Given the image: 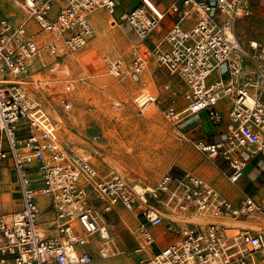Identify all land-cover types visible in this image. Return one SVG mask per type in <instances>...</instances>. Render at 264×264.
Returning a JSON list of instances; mask_svg holds the SVG:
<instances>
[{
    "label": "built area",
    "instance_id": "1",
    "mask_svg": "<svg viewBox=\"0 0 264 264\" xmlns=\"http://www.w3.org/2000/svg\"><path fill=\"white\" fill-rule=\"evenodd\" d=\"M127 1L0 0V161L13 163L22 194L20 208L0 221V264H93L129 254L139 257L137 264H264V227L235 223L264 217V204L252 195L237 203L188 170L168 171L155 183L101 172L87 152L61 147L54 119L27 93L25 82L44 83L32 77L33 58L44 41L40 34H50L52 70L69 76L60 59L87 44L94 32L91 16L104 9L127 22L148 46L150 58L185 83L187 104L180 109L169 104L168 118L177 121L206 110L210 120L224 125L218 138L194 143L208 159L222 161L223 174L238 183L248 163L264 156V100L249 84L264 75L245 73L248 61L264 68V40L251 39L246 48L238 35V27L257 13L253 3ZM144 58L138 56L135 73L143 71ZM115 65L113 73L120 75V61ZM163 90L176 95L170 84ZM159 95L141 92L135 101L143 108ZM223 101L226 115L219 108ZM118 203L138 221L139 242L130 250L112 229L121 221L113 214ZM186 214L205 220L181 222ZM166 233L174 238L156 250L158 237Z\"/></svg>",
    "mask_w": 264,
    "mask_h": 264
},
{
    "label": "rangeland",
    "instance_id": "2",
    "mask_svg": "<svg viewBox=\"0 0 264 264\" xmlns=\"http://www.w3.org/2000/svg\"><path fill=\"white\" fill-rule=\"evenodd\" d=\"M12 4L13 2H9L8 5L11 7ZM254 9L256 10L255 6ZM54 12L55 9L51 14ZM98 16H104L105 26L101 22L95 25L93 20L94 32L88 44L77 51L67 52L60 59L68 69L69 76L52 70L56 57L50 55L47 48L50 37L46 39L45 32L40 34L44 41L39 57L33 58L32 77H41L44 83L27 84V93L35 96L54 119L61 147L67 151L87 152L101 172L115 170L129 180L144 183H155L168 171L188 170L198 173L208 159L194 141L185 135L184 127L190 118L182 115L177 121H173L164 113V109L172 103L179 109L186 106V85L182 78L178 74H171L153 59L148 64L152 67L154 63V70L149 72L145 63L139 74L142 77L140 81H135V77H128L125 70L135 71L134 63L139 55L150 56L148 49L144 47L146 43L140 39L134 40L137 35L120 18L114 16L115 21L112 20V16L105 10H100L95 18ZM132 32L134 36L130 34ZM238 35L246 48L251 39L260 37L264 40V15L256 13L251 22L240 25ZM117 60H121L120 75L112 71L114 61ZM253 66V62L248 61L245 68L250 70ZM254 70L248 74L253 76ZM67 77L72 79L67 80ZM165 84H170V90L176 91V95L164 91ZM141 92H156L160 94L159 99L148 107L141 108L135 101V97ZM113 102H120L121 107H112ZM66 103L70 107H66ZM152 109L154 111L150 113ZM208 116L207 111L197 114L193 118L197 121L193 124L204 121ZM204 131L214 133L209 125L204 127ZM249 163L250 167L255 166L256 171L261 173V181L258 183L261 197L256 198L264 203V156ZM223 166L219 167L221 173L218 167L212 168L218 174V179L223 174ZM257 172H252L251 177H255ZM223 176L226 177L224 174ZM241 186L247 187V181ZM39 200L45 203L46 198L40 197ZM21 203L22 194L16 169L10 160H1L0 221L9 220ZM120 212L128 218L132 217L127 210L121 209ZM120 212L114 215L120 217ZM262 219L259 225L264 227V217ZM129 225L133 227L132 222ZM135 228L136 225L134 230ZM112 229L117 236L120 233L125 248L130 250L138 243V237L130 233L128 224L123 220L116 222ZM163 238L170 237L167 234ZM119 241L121 242L120 238ZM138 260V256L129 254L95 261L93 264H137Z\"/></svg>",
    "mask_w": 264,
    "mask_h": 264
},
{
    "label": "crops",
    "instance_id": "3",
    "mask_svg": "<svg viewBox=\"0 0 264 264\" xmlns=\"http://www.w3.org/2000/svg\"><path fill=\"white\" fill-rule=\"evenodd\" d=\"M251 1H252V3L253 2L255 3V4L254 3L253 4L256 8V12L261 14V15H264V6L262 5V4H264V0H251ZM97 13L93 14V16L91 17L92 24H93L94 17L96 16ZM93 27H94V25H93ZM37 56L39 57V54ZM154 68H155L154 64L152 65V67L148 64L147 69L149 70V72H152V70H154ZM135 79H136V77H135ZM219 108L222 110V112L225 115L227 114V106H226L225 101H223L220 104ZM153 111H154V109H152L150 111V113H152ZM202 112H206V110H203L200 113H202ZM194 117H190V119L186 122L185 127H184L185 135H187L188 139H190L191 141H194L197 139L213 140V139H216L219 137V132L224 127V125H221V126L216 125L212 120H210L209 116L204 121L193 124L195 121H197L196 118L193 120ZM207 125H209L210 129H212L214 131L213 134H210V132L204 131V127ZM250 164L251 163H249V165H247V167H246L244 177L238 183H233V184L230 183L231 181L229 182L228 181L229 179L226 178L225 176H223V174H222L221 178L218 179V177H217L218 174L214 173V170L212 168H216V167H218V170L220 169L219 171L221 173V168H219V167H220V165H222V161H220V160L208 159V161L204 162L202 167H200L201 169L198 170L197 174L206 178L210 182L214 183L223 193L228 195L235 202L239 203L240 201H242L245 198L246 195H252L255 199H257L256 198L257 196L261 197V195H260L261 189H260V186L258 184L259 181H261V177H260L261 173L256 171L255 166L250 167ZM252 172H257V175L255 177H251ZM213 178H215V179H213ZM245 181H247L248 186L247 187L241 186V184ZM260 203H262V202H260ZM122 209H124V208H122ZM124 210H126V209H124ZM120 218L126 224H128L129 228H131V226L129 225V222H132V223L134 222L133 217L129 216V218H128V216H126V214H123L122 212H120ZM194 218H195L194 220H197V221L205 220L202 218H199V220L196 217H194ZM262 221H263V219L258 220V219H253V218H246L244 220L236 221L235 223L242 226V227H248V228L256 229V228L262 227L259 225V224H261ZM137 223H138V221H137ZM137 223H136V226H137ZM251 223L255 226L251 225ZM163 228L164 227L160 226L156 230L160 231ZM117 234H118V236L121 240V244H122V242H123L122 237H121L120 233H117ZM167 234L168 233H166L165 235H167ZM168 235L170 237L169 239H167V238L164 239L163 238L164 235L158 237L157 242L154 246V248L156 250H158L160 247H162L163 245H165L166 243H168L170 240H172L174 238L173 235H170V234H168ZM106 259H108V258H106ZM106 259H102V260H106ZM102 260H98V261H102Z\"/></svg>",
    "mask_w": 264,
    "mask_h": 264
},
{
    "label": "bare ground",
    "instance_id": "4",
    "mask_svg": "<svg viewBox=\"0 0 264 264\" xmlns=\"http://www.w3.org/2000/svg\"><path fill=\"white\" fill-rule=\"evenodd\" d=\"M100 10H104V9H99V10H97V11H100ZM96 11V12H97ZM106 11V10H105ZM107 12V11H106ZM108 14H110L109 12H107ZM94 14V13H93ZM111 15V14H110ZM112 16V18H113V20L115 21V18H114V16L113 15H111ZM94 23H95V25H99L100 24V22H101V24H103V26H105V18H104V16H98V17H94ZM92 23V22H91ZM93 25V24H92ZM94 28V27H93ZM127 29V28H126ZM129 29V28H128ZM127 29V30H128ZM130 34H132V36H134V34H133V32L132 33H130ZM44 37L47 39L48 37H50V34L49 33H46V35H44ZM91 39V38H90ZM89 39V40H90ZM135 39H139L138 38V36H134V40ZM89 40H88V42H89ZM253 41V40H252ZM88 42H87V44H88ZM144 47H146L147 49H148V46L146 45H144ZM41 50V49H40ZM246 50V49H245ZM143 51V50H142ZM149 52V51H148ZM39 53H40V51H39ZM38 53V54H39ZM37 54V55H38ZM145 56V55H144ZM145 63H146V67L148 68V62L151 60V58H150V56H148V57H146L145 56ZM117 61H121V60H117ZM117 61H114V66H116L115 65V62H117ZM151 61H153V60H151ZM153 63V62H152ZM154 64V63H153ZM155 65V64H154ZM254 67V68H253ZM253 67H251L250 68V70H248V69H246L245 68V73H249L250 71H253L254 69V71H257V73H259L260 75L262 74V75H264V68L262 67L261 68V66H259L258 65V67H259V69H258V67L256 68L255 67V63H254V66ZM112 71H115V68H113L112 69ZM125 73L128 75V77H136V79H135V81H140L141 80V78L142 77H140V75L139 74H137V73H135V72H133V71H131V70H125ZM31 82H25V85L27 86V84H30ZM249 84H251L252 86H254V93H255V95H257L258 97H260V98H264V76L261 78V77H259V76H256V78H251V80H250V82H249ZM262 92H263V94H262ZM263 95V96H262ZM150 105V103H148V104H146L145 106H144V108L145 107H148ZM23 118H21L20 120H22ZM248 165H249V163H248ZM227 178V177H226ZM229 181V180H228ZM230 182V181H229ZM230 183H232V182H230ZM233 184V183H232ZM45 197V196H44ZM46 199H47V197H45ZM46 202V201H45ZM115 207L117 208V212H114L113 214H115V213H119L120 212V210L122 209V208H124L120 203H118V204H116L115 205ZM125 209V208H124ZM127 210V209H126ZM127 211H129V210H127ZM130 212V211H129ZM131 213V212H130ZM132 215V214H131ZM132 217H133V219H134V222H133V227L132 228H130V233L132 234V235H134L135 236V232H134V225H136V223H137V220H136V218L132 215ZM188 217H193L191 214H186L185 215V217L181 220V222L182 221H188V220H191V219H188ZM194 218V217H193ZM198 220H199V218H197ZM202 219H204V218H202ZM124 222V221H123ZM125 223V222H124ZM182 224V223H181ZM138 242H139V240H138ZM98 260H100V258L99 259H97L96 261H98ZM102 260V259H101ZM106 264H112V262L111 263H109V262H107Z\"/></svg>",
    "mask_w": 264,
    "mask_h": 264
}]
</instances>
